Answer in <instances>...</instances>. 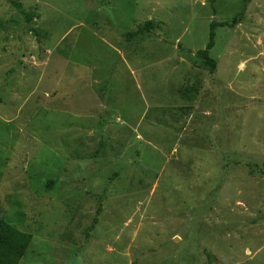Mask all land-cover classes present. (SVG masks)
Here are the masks:
<instances>
[{
    "label": "rangeland",
    "instance_id": "1",
    "mask_svg": "<svg viewBox=\"0 0 264 264\" xmlns=\"http://www.w3.org/2000/svg\"><path fill=\"white\" fill-rule=\"evenodd\" d=\"M20 2L37 18L0 0V218L33 237L20 264H264V0Z\"/></svg>",
    "mask_w": 264,
    "mask_h": 264
},
{
    "label": "trees",
    "instance_id": "2",
    "mask_svg": "<svg viewBox=\"0 0 264 264\" xmlns=\"http://www.w3.org/2000/svg\"><path fill=\"white\" fill-rule=\"evenodd\" d=\"M249 1V0H245ZM17 11L22 14L27 22L33 21L37 18L35 13L28 12L25 10L23 4L20 0H11ZM156 23L152 20L145 22L142 26L138 27L136 30H129L125 33L126 41H132L141 36H151L156 29ZM219 25L216 22L210 24L209 42L205 49L198 51V55L204 60L206 65L210 68L212 74L215 73L217 68L216 60L211 56V51L215 46L216 41V30ZM56 185L55 181H49L46 183V189L51 191ZM101 205L98 208L96 215L88 229L87 237L91 236L96 226L98 225V216L101 213ZM33 237L31 234L24 233L18 230L16 227L10 225L6 221L0 218V264H20L24 256L26 255ZM204 254L207 256V261L209 264H213L216 260L215 255H213L209 250L205 249Z\"/></svg>",
    "mask_w": 264,
    "mask_h": 264
}]
</instances>
